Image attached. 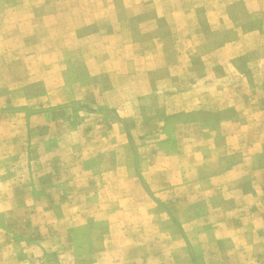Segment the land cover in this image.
<instances>
[{
    "label": "rangeland",
    "instance_id": "374dc122",
    "mask_svg": "<svg viewBox=\"0 0 264 264\" xmlns=\"http://www.w3.org/2000/svg\"><path fill=\"white\" fill-rule=\"evenodd\" d=\"M0 264H264V0H0Z\"/></svg>",
    "mask_w": 264,
    "mask_h": 264
}]
</instances>
